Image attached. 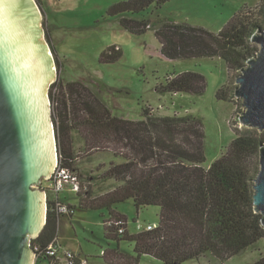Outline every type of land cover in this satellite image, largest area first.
<instances>
[{
  "label": "trees",
  "instance_id": "1",
  "mask_svg": "<svg viewBox=\"0 0 264 264\" xmlns=\"http://www.w3.org/2000/svg\"><path fill=\"white\" fill-rule=\"evenodd\" d=\"M36 1L41 8L42 0ZM170 1L122 0L112 4L107 15L118 18L120 25L133 34L153 30L161 53L169 59L222 58L229 79L218 88L216 98L233 100L236 85L230 78L239 74L260 49L252 36L264 29V2L251 11L240 9L218 31L171 17H139ZM46 35L52 46L47 30ZM122 55V48L113 45L104 49L99 59L113 63ZM57 66L61 67L58 60ZM207 86L204 74L186 71L168 75L157 90L162 94L202 95ZM98 87L59 78L53 83L51 98L59 160L64 167L78 173L79 162L96 152L111 153L121 160L111 161L101 175L118 183L111 190L96 194L91 181H80L77 193L81 208L108 212L104 220L106 238L117 245L121 240L134 244V257L107 250L104 257L109 263L139 264L142 255H151L165 264H183L201 257L218 264L264 239L262 215L255 211L253 199L264 132L245 127L224 154L206 165L201 117L192 113L159 115L143 107L141 119H127L115 114L106 102L100 90L108 89L107 85L100 83ZM127 200L134 201L137 211L159 206V224L131 233L127 217L116 209ZM60 217L48 211L43 231L32 240L39 252L46 251L58 238ZM107 219L112 225H106ZM74 261L80 264L82 260L76 254ZM251 264H264V255Z\"/></svg>",
  "mask_w": 264,
  "mask_h": 264
},
{
  "label": "rangeland",
  "instance_id": "2",
  "mask_svg": "<svg viewBox=\"0 0 264 264\" xmlns=\"http://www.w3.org/2000/svg\"><path fill=\"white\" fill-rule=\"evenodd\" d=\"M119 1L122 0H42L41 24L45 31L43 39L48 42L47 30L56 62L59 58L55 48L61 52V67H57V75L48 90L53 119L52 83L59 78L64 82H82L93 88H99L98 85L104 83L108 89L103 88L100 91H103L106 102L115 114L124 118L141 119L143 107H150L159 115L192 113L201 117L205 130V164L210 165L226 152L237 133L244 130L239 120L245 109L242 99L236 96L231 101L216 98L218 88L229 79L226 62L219 57H165L153 30L144 34H133L118 24V18L107 15L108 8ZM263 2L264 0H172L161 9L154 11L151 8L139 17L154 20L158 17H171L218 31L240 9L251 11V8L256 9ZM113 45L122 48V57L113 63L100 62L102 51ZM186 71H198L206 76L208 86L204 94H162L157 90L168 75ZM239 74L236 73L230 78L235 80L236 87ZM111 161L121 160L105 152L85 156L78 164L80 181H91L96 194L111 190L118 183L114 179L104 180L101 177ZM62 196H66L65 199L74 206V211L72 215L61 216L58 238L69 250L72 249L78 254L81 260H86L88 264H111L104 257L109 249H116L123 256H136L133 242L121 240L117 245L115 241L106 238V210L81 208L77 193L70 190L64 191ZM116 209L127 217L131 233L138 231L137 222L141 227L159 224V206H146L137 211L134 201L127 200L117 204ZM261 255H264V239L218 264H251ZM37 264L51 262L48 258H43ZM139 264L165 263L151 255H142ZM183 264L216 263L211 262L208 257H201Z\"/></svg>",
  "mask_w": 264,
  "mask_h": 264
},
{
  "label": "water",
  "instance_id": "3",
  "mask_svg": "<svg viewBox=\"0 0 264 264\" xmlns=\"http://www.w3.org/2000/svg\"><path fill=\"white\" fill-rule=\"evenodd\" d=\"M42 18L36 0H0V264H36L32 240L48 216L41 183L59 162L48 91L58 66ZM252 41L259 52L237 76L234 94L245 108L242 128L264 132V29ZM253 199L264 226V143Z\"/></svg>",
  "mask_w": 264,
  "mask_h": 264
},
{
  "label": "built area",
  "instance_id": "4",
  "mask_svg": "<svg viewBox=\"0 0 264 264\" xmlns=\"http://www.w3.org/2000/svg\"><path fill=\"white\" fill-rule=\"evenodd\" d=\"M41 187L46 191L48 210L56 212L60 216L72 215L74 207L70 202H68L63 196L62 193L66 190L71 192L78 193L81 188L80 177L76 171H71L68 168L64 167L61 164V161L56 165L54 172L52 173L49 179L43 180ZM112 225V221L107 219L106 225ZM155 225H146L141 227L139 222L136 224L137 230L147 229L151 230ZM120 232H123V228H120ZM37 252V260L48 258L53 261V263L65 262V264H76L74 259L76 253L72 250L66 249L62 245L58 238L54 239L51 244L48 246L46 251L39 252L37 247H34ZM44 256V257H43ZM80 264H88L86 260H82Z\"/></svg>",
  "mask_w": 264,
  "mask_h": 264
},
{
  "label": "crops",
  "instance_id": "5",
  "mask_svg": "<svg viewBox=\"0 0 264 264\" xmlns=\"http://www.w3.org/2000/svg\"><path fill=\"white\" fill-rule=\"evenodd\" d=\"M153 20H154V19H153ZM118 24H120V23H119V19H118ZM55 49H56L57 57L59 58L58 61H60V63H61V58H60V57H61V52H60V50H58L57 48H55ZM65 198H66V196H65ZM68 202H69V201H68ZM60 218H61V217H60ZM59 223H60V219H59ZM58 239H59V238H58ZM59 241H60V243H61L62 245L65 246L66 249H69L65 243H62V242H61L60 239H59ZM70 250H72V249H70Z\"/></svg>",
  "mask_w": 264,
  "mask_h": 264
},
{
  "label": "clouds",
  "instance_id": "6",
  "mask_svg": "<svg viewBox=\"0 0 264 264\" xmlns=\"http://www.w3.org/2000/svg\"><path fill=\"white\" fill-rule=\"evenodd\" d=\"M49 211V210H48ZM33 246V245H32Z\"/></svg>",
  "mask_w": 264,
  "mask_h": 264
}]
</instances>
